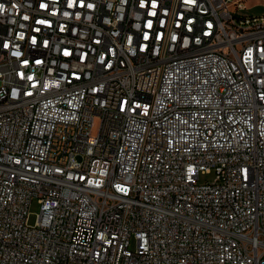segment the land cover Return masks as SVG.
<instances>
[{
	"label": "built area",
	"instance_id": "obj_1",
	"mask_svg": "<svg viewBox=\"0 0 264 264\" xmlns=\"http://www.w3.org/2000/svg\"><path fill=\"white\" fill-rule=\"evenodd\" d=\"M0 5V264H264V15Z\"/></svg>",
	"mask_w": 264,
	"mask_h": 264
},
{
	"label": "rangeland",
	"instance_id": "obj_2",
	"mask_svg": "<svg viewBox=\"0 0 264 264\" xmlns=\"http://www.w3.org/2000/svg\"><path fill=\"white\" fill-rule=\"evenodd\" d=\"M244 3L246 10V14L252 15H264V0H242ZM214 178V174H210L208 176H201V180L208 179L212 181ZM40 212V204L37 199L31 205L30 208V218L29 221L33 225L37 221L38 213Z\"/></svg>",
	"mask_w": 264,
	"mask_h": 264
},
{
	"label": "snow or ice",
	"instance_id": "obj_3",
	"mask_svg": "<svg viewBox=\"0 0 264 264\" xmlns=\"http://www.w3.org/2000/svg\"><path fill=\"white\" fill-rule=\"evenodd\" d=\"M0 7H2V5H0ZM89 7H91V5H89ZM25 19H26V17H25ZM7 45H5V47H6Z\"/></svg>",
	"mask_w": 264,
	"mask_h": 264
}]
</instances>
